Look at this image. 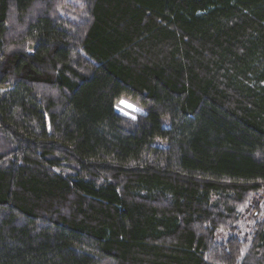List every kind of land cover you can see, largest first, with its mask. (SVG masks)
I'll use <instances>...</instances> for the list:
<instances>
[{
  "label": "trees",
  "instance_id": "1",
  "mask_svg": "<svg viewBox=\"0 0 264 264\" xmlns=\"http://www.w3.org/2000/svg\"><path fill=\"white\" fill-rule=\"evenodd\" d=\"M82 1L0 0V264H264V0Z\"/></svg>",
  "mask_w": 264,
  "mask_h": 264
},
{
  "label": "rangeland",
  "instance_id": "2",
  "mask_svg": "<svg viewBox=\"0 0 264 264\" xmlns=\"http://www.w3.org/2000/svg\"><path fill=\"white\" fill-rule=\"evenodd\" d=\"M86 5L82 0H65L59 10V14L72 25H78L86 20ZM127 111L125 115L136 119L139 113L138 108L125 104ZM241 216L236 220L233 226L223 225L217 233L218 243L236 235L243 239H249L255 225L264 215V187L253 195H250L246 201L239 206Z\"/></svg>",
  "mask_w": 264,
  "mask_h": 264
}]
</instances>
